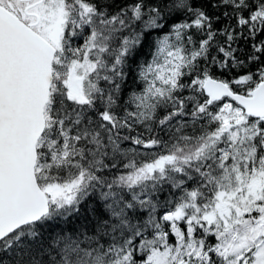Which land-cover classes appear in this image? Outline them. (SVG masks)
<instances>
[{"label":"snow or ice","instance_id":"6c2138e0","mask_svg":"<svg viewBox=\"0 0 264 264\" xmlns=\"http://www.w3.org/2000/svg\"><path fill=\"white\" fill-rule=\"evenodd\" d=\"M261 37L264 0H0V264H264Z\"/></svg>","mask_w":264,"mask_h":264},{"label":"trees","instance_id":"16d2710c","mask_svg":"<svg viewBox=\"0 0 264 264\" xmlns=\"http://www.w3.org/2000/svg\"><path fill=\"white\" fill-rule=\"evenodd\" d=\"M223 23H226V21H221V23L219 24H216L215 27L217 28H220ZM261 38H264V37H261ZM239 46L244 49V51H248V46L245 44V42L243 40L239 41ZM150 51L151 49L148 47V45H145V48L142 52V54L137 58V62H140L142 60H147V59H150ZM217 75H219V71H217L216 73ZM134 77H135V65H133V71H132V74L130 75L129 79H128V82H127V88L128 90H131L132 88H138L140 85H139V82H136L134 80ZM82 221H76V223H81Z\"/></svg>","mask_w":264,"mask_h":264}]
</instances>
